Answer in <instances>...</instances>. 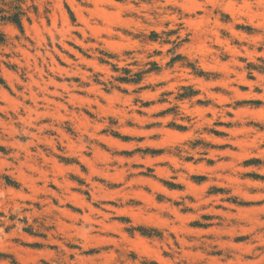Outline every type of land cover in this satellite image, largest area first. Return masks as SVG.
I'll return each mask as SVG.
<instances>
[{"label":"clouds","instance_id":"clouds-1","mask_svg":"<svg viewBox=\"0 0 264 264\" xmlns=\"http://www.w3.org/2000/svg\"><path fill=\"white\" fill-rule=\"evenodd\" d=\"M18 8L0 264H264V0Z\"/></svg>","mask_w":264,"mask_h":264},{"label":"rangeland","instance_id":"rangeland-1","mask_svg":"<svg viewBox=\"0 0 264 264\" xmlns=\"http://www.w3.org/2000/svg\"><path fill=\"white\" fill-rule=\"evenodd\" d=\"M13 12H15L16 15H13L12 14ZM18 15H19L18 0H0V22L6 24L7 21L9 20L11 21H14L15 19L18 20ZM3 42H4V38L3 36H0V43ZM261 70L264 71V68H262ZM244 90L246 91L247 89L245 88ZM185 95H190V92L188 90H185ZM218 135L220 134L218 133ZM197 143L200 142L198 141ZM209 163H211V161H209ZM251 163L256 164V163H260V161L253 160L251 161Z\"/></svg>","mask_w":264,"mask_h":264},{"label":"trees","instance_id":"trees-1","mask_svg":"<svg viewBox=\"0 0 264 264\" xmlns=\"http://www.w3.org/2000/svg\"><path fill=\"white\" fill-rule=\"evenodd\" d=\"M13 22H16L17 24L19 23V21L17 19H15Z\"/></svg>","mask_w":264,"mask_h":264}]
</instances>
